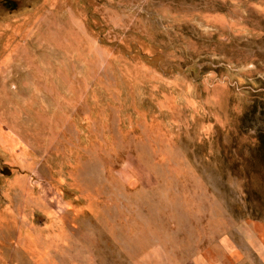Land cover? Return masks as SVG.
<instances>
[{"label":"rangeland","instance_id":"1","mask_svg":"<svg viewBox=\"0 0 264 264\" xmlns=\"http://www.w3.org/2000/svg\"><path fill=\"white\" fill-rule=\"evenodd\" d=\"M0 264H264V0H0Z\"/></svg>","mask_w":264,"mask_h":264},{"label":"trees","instance_id":"2","mask_svg":"<svg viewBox=\"0 0 264 264\" xmlns=\"http://www.w3.org/2000/svg\"><path fill=\"white\" fill-rule=\"evenodd\" d=\"M4 5L7 8H12L13 7V4L11 2H5Z\"/></svg>","mask_w":264,"mask_h":264}]
</instances>
